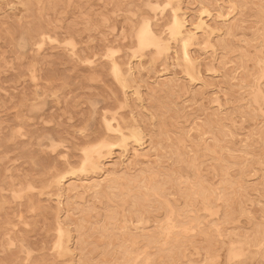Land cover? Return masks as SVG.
Returning <instances> with one entry per match:
<instances>
[{
	"label": "rangeland",
	"instance_id": "obj_1",
	"mask_svg": "<svg viewBox=\"0 0 264 264\" xmlns=\"http://www.w3.org/2000/svg\"><path fill=\"white\" fill-rule=\"evenodd\" d=\"M263 71L264 0H0V264H264Z\"/></svg>",
	"mask_w": 264,
	"mask_h": 264
},
{
	"label": "bare ground",
	"instance_id": "obj_2",
	"mask_svg": "<svg viewBox=\"0 0 264 264\" xmlns=\"http://www.w3.org/2000/svg\"><path fill=\"white\" fill-rule=\"evenodd\" d=\"M183 2V1H182ZM174 3V2H173ZM172 3V4H173ZM180 5H181V3H180ZM176 7V6H175ZM174 12H173V16H172V19H171V25H170V28H171V34H172V36L174 37V38H176V42H177V40L179 41V43H180V49H181V61H182V63L183 64H185L186 66H192L194 63H193V59H192V57H191V54L189 53V49H188V45H189V43L194 39V37L196 36V33L198 32V31H202V30H207V28H210L211 26L209 25V24H207L208 22H207V20H210V19H212V20H215V21H222V22H225L227 19V17H228V14H230L229 12H224V11H222L221 13L219 12L218 14H215V15H213V14H211V11H209L204 5H202V7L200 8V12H199V15L196 17V19H195V21L193 22V23H191V25H190V28H188L185 24H184V20H183V18H182V14H181V12H180V8L177 6L176 8H174V10H173ZM185 11V10H184ZM214 12V11H213ZM198 14V13H197ZM184 16V15H183ZM187 18V17H186ZM231 18V17H230ZM193 19V18H192ZM170 21V20H169ZM186 23V22H185ZM216 23V22H215ZM170 24V23H169ZM150 28V27H149ZM217 29V28H216ZM215 29V30H216ZM153 30V29H152ZM164 31V30H163ZM153 32H154V30H153ZM160 32H161V30H160ZM160 32L158 31V33H159V35H161L160 34ZM165 32V31H164ZM208 32V31H207ZM206 32V33H207ZM152 32H150V34H151ZM157 35V34H156ZM203 35V34H202ZM263 35V34H262ZM212 36V35H211ZM156 37V36H155ZM199 36H197V38H198ZM150 38H152V37H150ZM158 38V37H157ZM161 38V37H160ZM196 38V40H198ZM165 39H166V37H165ZM170 39V38H169ZM169 39H167V40H169ZM148 40H150V39H148ZM154 40V39H153ZM152 40V41H153ZM161 40V39H160ZM155 41V40H154ZM165 41V40H164ZM174 41V40H173ZM204 41V40H203ZM258 41H260V40H258ZM157 42V41H156ZM194 42V41H193ZM161 43V42H160ZM210 43V42H209ZM259 43H262L263 44V42L261 41V42H259ZM148 44V43H147ZM152 44V43H151ZM157 44V43H156ZM170 44V43H169ZM175 44V43H174ZM191 45H193L192 44V42L190 43ZM162 45V44H161ZM148 46V45H147ZM160 46V45H159ZM196 46V45H195ZM198 46V45H197ZM164 47V46H163ZM170 47V46H169ZM199 47V46H198ZM258 47V46H257ZM192 48H194V47H192ZM197 48V47H196ZM153 49V48H152ZM169 49V48H168ZM163 51V50H162ZM195 51V50H194ZM145 52V51H144ZM175 53V52H174ZM166 56V55H165ZM193 56H194V54H193ZM243 56V55H242ZM163 57V56H162ZM168 57V56H167ZM196 57H198V56H196ZM134 58H136V57H134ZM155 59V58H154ZM114 60H115V58H114ZM163 60V59H162ZM164 60H166V57H165V59ZM198 60V59H197ZM253 60V59H252ZM262 60V59H261ZM116 62V61H115ZM137 62V61H136ZM123 63V62H122ZM141 63V62H140ZM117 64V63H116ZM115 63H113L112 64V72L114 71L115 72V74L116 75H121L122 74V70H120L119 68H118V64L116 65ZM253 64V63H252ZM199 65V64H198ZM253 66V65H252ZM197 67V66H196ZM254 67V66H253ZM128 68V67H127ZM191 68V67H190ZM124 69V68H123ZM125 70V69H124ZM133 72V71H132ZM198 72V71H197ZM197 72H195V73H197ZM249 72V71H248ZM130 73V72H129ZM259 73V72H258ZM263 73H264V71H263ZM123 74H124V71H123ZM132 74V73H131ZM135 74V73H134ZM194 74V73H193ZM125 75V74H124ZM130 75V74H129ZM198 75V74H197ZM200 75V74H199ZM202 75V74H201ZM248 75V74H247ZM246 75V76H247ZM258 75V74H257ZM131 76V75H130ZM134 75H132V77H133ZM260 76V75H259ZM249 77V76H248ZM134 78V77H133ZM133 78H131V79H133ZM135 79V78H134ZM257 79H259V78H257ZM128 83V82H127ZM130 83V82H129ZM173 86V85H172ZM259 87H260V85H258ZM175 87V86H174ZM263 93V92H262ZM129 100V99H128ZM254 109H255V107H253ZM121 120V119H120ZM117 121V120H116ZM120 122H122V121H120ZM109 124V123H108ZM112 124V123H111ZM114 124H115V122H114ZM116 125V124H115ZM120 125V124H119ZM125 126V125H124ZM127 127V126H126ZM121 128H123L122 126H121ZM124 129V128H123ZM110 130L112 131V132H114V133H117V134H119L120 136H121V140H123V137H124V135L121 133V131L117 128V126L116 127H114V125L112 126L111 125V127H110ZM261 132V131H260ZM125 133V132H124ZM126 135V134H125ZM219 135H221V134H219ZM116 136V135H115ZM213 136H215V135H213ZM221 137V136H220ZM214 138H217V137H214ZM206 140V139H205ZM136 142H139V140L138 139H136L135 140ZM211 142H213V141H211ZM219 142V141H218ZM137 145H141V143H137ZM221 146V145H220ZM222 147V146H221ZM217 148H218V146H217ZM210 149V148H209ZM128 152L127 150H122V152ZM129 153V152H128ZM219 153V152H218ZM102 154H103V152H102ZM131 155V154H130ZM121 157V156H120ZM125 157V156H124ZM210 157V156H209ZM126 158V157H125ZM220 158V157H219ZM222 158V157H221ZM128 159V158H127ZM190 159V158H189ZM85 160V159H84ZM223 160V159H222ZM125 161V160H124ZM214 162V161H213ZM84 163H85V161H84ZM125 163V162H124ZM130 163V162H129ZM187 163H189L188 161H187ZM226 163V162H225ZM229 163V162H228ZM95 164V163H94ZM229 165H230V163H229ZM97 166L98 167H100V170L102 171V174L100 175V176H94V177H89V178H85V179H83V180H80V185H73L72 186V188H71V191H75V190H77V188L78 187H80V186H83L84 188H86V189H89V190H91V189H94V190H97V189H99V187L100 186H102V185H100L101 184V182H102V179L103 178H105V180H110L111 178H113V175H115L116 174V172H115V167H112V169H110L107 165H104V162L103 161H99V162H97ZM215 167H217V166H215ZM229 168V167H228ZM118 169V168H117ZM128 170V169H127ZM117 171V170H116ZM218 171V170H217ZM119 173H121V172H119ZM162 174H163V172H161ZM117 174H118V172H117ZM129 174V173H128ZM160 174V173H159ZM161 174V175H162ZM160 175V176H161ZM191 175H192V172H191ZM103 176V178H100V177H102ZM159 176V175H158ZM163 176V175H162ZM165 176V175H164ZM123 177H125V175L123 176ZM166 177H167V175H166ZM189 177V176H188ZM187 177V178H188ZM140 178V177H139ZM158 179H159V177H157ZM191 178H193V176L191 177ZM226 178V177H225ZM136 179H137V177H136ZM157 179V180H158ZM189 179V178H188ZM115 180V179H114ZM157 180H155V181H157ZM60 181V180H59ZM62 181V180H61ZM141 181V180H140ZM145 181V180H144ZM154 181V182H155ZM159 181V180H158ZM157 181V182H158ZM164 181V180H163ZM76 182V181H75ZM119 182V181H118ZM137 183H138V181H136ZM191 183L192 184H194L192 181H191ZM191 183H189V185L191 184ZM120 185V184H119ZM122 185V184H121ZM140 185V184H139ZM151 185V184H150ZM149 185V186H150ZM207 185V184H206ZM210 185V184H209ZM64 186V185H63ZM117 186V185H116ZM123 186V185H122ZM148 186V187H149ZM152 186V185H151ZM161 186V185H160ZM215 186V185H214ZM131 187V186H130ZM185 187V186H184ZM207 187V186H206ZM210 187H211V185H210ZM225 187V186H224ZM127 188V187H126ZM146 188V187H145ZM222 188V187H221ZM236 188H238V187H235V189ZM63 189V188H62ZM167 189V188H166ZM185 189V188H184ZM205 189V188H204ZM83 190H85V189H83ZM118 190H121V189H118ZM223 190V189H222ZM228 190V189H227ZM59 191V190H58ZM150 191V190H149ZM175 192V191H174ZM211 192V191H210ZM225 192V191H224ZM117 193H118V191H117ZM228 193V192H227ZM106 194H108V193H106ZM173 194V193H172ZM119 195H121V193L119 194ZM158 195V194H157ZM58 196V195H57ZM135 196V195H134ZM187 196V195H186ZM213 196V195H212ZM216 197V196H215ZM214 197V198H215ZM225 197H227V195L225 196ZM229 197V196H228ZM161 198V197H160ZM188 198H190V196L188 197ZM158 199V198H157ZM180 199V198H179ZM220 199V198H219ZM181 200V199H180ZM130 201V200H129ZM159 201V200H158ZM161 201V200H160ZM208 201V200H207ZM214 201V200H213ZM61 202V201H60ZM155 202V201H154ZM157 202V201H156ZM170 202V201H169ZM168 202V203H169ZM195 202V201H194ZM203 202V201H202ZM131 203V202H130ZM171 203V202H170ZM209 203V202H208ZM211 203V202H210ZM213 203V202H212ZM206 204V203H205ZM136 205V204H135ZM160 205V204H159ZM173 205V204H172ZM162 206V205H161ZM171 206V205H170ZM174 206V205H173ZM179 206V205H178ZM228 206V205H227ZM176 207L174 206V208H172V209H175ZM162 209H164V208H162ZM177 210V209H176ZM167 211V210H166ZM175 211V210H174ZM174 211H173V213H174ZM141 212V211H140ZM176 212H178V211H176ZM187 212V211H186ZM191 212V211H190ZM132 213H133V211H132ZM145 213V212H144ZM170 213V212H169ZM192 213H193V211H192ZM136 215H137V213H136ZM178 215V214H177ZM204 215V214H203ZM202 214H201V216H203ZM194 216V215H193ZM126 217V216H125ZM121 218V217H120ZM198 218V217H197ZM119 220V219H118ZM126 220V219H125ZM172 221V220H171ZM178 221V220H177ZM212 221V220H211ZM60 223V222H59ZM131 223V222H130ZM208 224V223H207ZM110 225V224H109ZM118 226H119V224H118ZM117 226V227H118ZM128 226V225H127ZM153 226V225H152ZM120 227H121V225H120ZM206 227V226H205ZM208 227V226H207ZM150 228V227H149ZM153 228V227H152ZM66 231H67V228H65L64 226H62V225H59L58 226V234H59V242H58V244H59V247H61L62 249H63V251H68V247L65 245V243L63 242V236L65 235V233H66ZM114 231V230H113ZM70 232V231H69ZM106 232V231H105ZM104 232V233H105ZM197 232V231H196ZM217 232V231H216ZM103 234V233H102ZM122 235V234H121ZM121 235H119L120 237H122ZM127 235V234H126ZM134 236V235H133ZM108 237H111V236H108ZM125 238H126V236H124ZM202 237V236H201ZM115 239V238H114ZM124 240V239H123ZM122 240V241H123ZM161 240V239H160ZM70 241V240H69ZM246 242V241H245ZM251 243V242H250ZM73 245V244H72ZM144 245V244H143ZM143 245H141V246H143ZM73 247V246H72ZM140 247V246H139ZM141 248V247H140ZM157 248V246L155 247V249ZM159 248V247H158ZM154 249V250H155ZM173 250V249H172ZM133 252V251H132ZM135 253V252H134ZM137 253V252H136ZM139 255V254H138ZM77 259V258H76ZM140 260H141V258H140ZM140 260H139V262H140ZM218 260V259H217ZM165 261V260H164Z\"/></svg>",
	"mask_w": 264,
	"mask_h": 264
}]
</instances>
